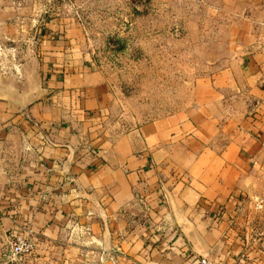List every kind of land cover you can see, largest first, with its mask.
I'll return each instance as SVG.
<instances>
[{"label": "crops", "instance_id": "crops-1", "mask_svg": "<svg viewBox=\"0 0 264 264\" xmlns=\"http://www.w3.org/2000/svg\"><path fill=\"white\" fill-rule=\"evenodd\" d=\"M257 1L220 71L194 79L175 110L123 128L110 83L69 52L70 29L38 31L31 76L0 87V263L27 229L21 264H264Z\"/></svg>", "mask_w": 264, "mask_h": 264}, {"label": "rangeland", "instance_id": "rangeland-1", "mask_svg": "<svg viewBox=\"0 0 264 264\" xmlns=\"http://www.w3.org/2000/svg\"><path fill=\"white\" fill-rule=\"evenodd\" d=\"M257 3L0 0V87L16 90L22 84L16 75L31 76L39 30L65 26L74 59L88 61L110 83L121 128L144 123L181 105L194 79L223 68L233 34L244 14L260 10Z\"/></svg>", "mask_w": 264, "mask_h": 264}, {"label": "built area", "instance_id": "built-area-1", "mask_svg": "<svg viewBox=\"0 0 264 264\" xmlns=\"http://www.w3.org/2000/svg\"><path fill=\"white\" fill-rule=\"evenodd\" d=\"M29 230L13 231L8 242V251L5 260L0 264H21L24 257L33 250V242L29 236ZM197 264H217L207 257H199Z\"/></svg>", "mask_w": 264, "mask_h": 264}, {"label": "water", "instance_id": "water-1", "mask_svg": "<svg viewBox=\"0 0 264 264\" xmlns=\"http://www.w3.org/2000/svg\"><path fill=\"white\" fill-rule=\"evenodd\" d=\"M200 257H205V256H202V255H201Z\"/></svg>", "mask_w": 264, "mask_h": 264}]
</instances>
